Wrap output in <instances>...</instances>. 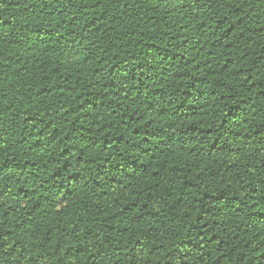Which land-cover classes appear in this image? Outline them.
Returning a JSON list of instances; mask_svg holds the SVG:
<instances>
[{"label":"trees","instance_id":"16d2710c","mask_svg":"<svg viewBox=\"0 0 264 264\" xmlns=\"http://www.w3.org/2000/svg\"><path fill=\"white\" fill-rule=\"evenodd\" d=\"M0 264H264V0H0Z\"/></svg>","mask_w":264,"mask_h":264}]
</instances>
